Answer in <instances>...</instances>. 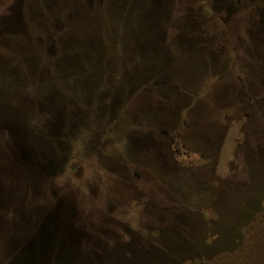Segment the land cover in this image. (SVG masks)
<instances>
[{"label":"rangeland","instance_id":"obj_1","mask_svg":"<svg viewBox=\"0 0 264 264\" xmlns=\"http://www.w3.org/2000/svg\"><path fill=\"white\" fill-rule=\"evenodd\" d=\"M148 1L152 8V0ZM115 2L118 8L115 12L119 13L122 20L134 19V14L141 13L142 7L148 5L145 0H114ZM202 3L203 0H182L181 13L177 15L173 11L170 19L182 18L188 21L194 17L195 12L201 17ZM60 4L65 9L61 10ZM60 4L54 7L50 17L41 18L36 13L33 14V29L28 26L27 31L31 37L28 38V44L20 43L21 45L16 46L18 43L11 42L8 46L5 42L0 43V54L6 58L5 65L19 74L18 87L22 93L28 94L34 100H40L41 95H45L44 83L57 85L61 82L60 75L50 70L55 63H51L53 59L47 58L52 42L47 40V30L39 28L40 22H46L55 29L56 20H61L63 13V21L68 23L67 27L70 29L69 31L67 28L59 35L64 39L61 41L65 43V46L62 44L63 47L67 49L66 42L75 39L77 43L72 48L79 53L78 56L81 55L80 46L84 36L91 33L90 29L99 32H94L93 35L104 37L100 45L107 67L111 66L114 52L115 56L118 55L110 42V38L115 35L114 28L107 27V24L102 25L107 20H112L114 11L102 10L93 4L94 11H82L72 19L74 10L65 1ZM108 4L111 5L112 2L109 1ZM5 10L1 9L0 20L1 13ZM7 12L4 14H11ZM230 19V32L226 35L219 34L223 39L215 41L212 48L209 44L203 46L223 54L219 69L211 64V60H205L204 68L198 72L196 85L186 86L178 82L174 92L172 91L174 102L171 106L177 104L181 108V115L197 113L196 115L205 116L203 126L207 128L214 125L217 132L206 133L201 137L200 132L192 133L188 129L182 135L174 137V146L179 150L166 152L165 169L168 174L165 179L155 181L154 186L152 184L153 192L147 191L146 183L133 180L136 171L141 176L151 171L137 162V152L140 150H135V147L138 146L129 144L130 136H142L144 126L128 124L126 116L130 114V109L133 108L132 114L137 116L141 114V108H134L126 101V90L116 92L123 94L121 99L125 102L121 104H118L120 100L116 98L114 102H110L111 92L109 96L96 95L95 103L86 105L85 119L67 123L71 129L65 124L62 134L71 142V149L53 150L60 161L59 169L55 170L58 163L52 150H38L42 169L55 170L43 185L46 192L43 196L44 202L50 200L48 203L52 204L56 198L66 196L72 199L71 204L75 209L76 215L64 225L63 244L66 245L65 253L68 257L63 258H68L73 264H264V85L261 83L259 90L250 93L252 100H248L247 96L241 99L230 96L229 102L223 104L215 100L214 88L217 85L231 82L237 75L242 74L239 58L235 53L238 43L237 40L233 42V36L235 38L239 35L244 27L239 25L234 16ZM44 26L48 28L45 24ZM119 27L117 33L125 36L126 28ZM204 28L206 29L205 26L200 27L199 30ZM38 36L43 40L38 41ZM118 45L120 54L117 59H121L124 57L123 44ZM166 46L175 49L173 44ZM56 48L60 51L61 45ZM66 49L63 53H58L59 56L65 55ZM74 52L72 49L69 51L70 54ZM259 53L264 56L263 46ZM81 59L84 68L100 66L96 59ZM36 72L43 75L40 81L34 80ZM49 72L51 77L47 76ZM70 81L73 82L74 79L71 78ZM103 82L109 83L107 79ZM101 91L105 92L104 89H97L94 93H103ZM53 93L52 91L48 94ZM82 93V87L77 86L68 95L76 99L77 94ZM136 93L140 94V91L134 92ZM109 105L112 107H108ZM71 106L74 107L72 104ZM111 111L118 119L107 122L102 115L110 114ZM29 116L31 120L27 125L31 128L43 122L44 115L36 107ZM166 130L169 132L166 138L169 144V137L174 136L175 131L168 128ZM21 139L16 140V150H35V144H27ZM130 161H136L138 167H131ZM5 164L6 160L2 159L0 152V179L1 167L4 168ZM22 168L23 165L17 161L13 170L15 179L9 189L1 192L0 182V203L4 199H30L29 170H26L27 179L23 180L19 178ZM5 172L8 174L10 170L6 169ZM121 180L127 181V189H137V192L142 193L139 201L131 202V197L126 195L116 196L117 190H122L125 184ZM35 192L33 189V194ZM248 207L250 208L247 210ZM21 222L23 228L24 224L30 225L32 220L30 221L29 215H25ZM230 226L237 230L242 229L240 235L245 234L243 242L242 239L239 241V235L233 241L232 247L230 241L224 240ZM30 236L31 232L27 229L24 238L29 239ZM24 238L22 235L13 238L14 243H18V248ZM74 240L77 241L75 244ZM44 241L49 245L46 239ZM40 245L41 243L36 244L35 251L32 246L28 249L23 264L46 263L47 250L39 247ZM229 248L232 250L229 251ZM56 254L57 252L52 255V264H58L54 262Z\"/></svg>","mask_w":264,"mask_h":264},{"label":"flooded vegetation","instance_id":"obj_2","mask_svg":"<svg viewBox=\"0 0 264 264\" xmlns=\"http://www.w3.org/2000/svg\"><path fill=\"white\" fill-rule=\"evenodd\" d=\"M63 1L73 10L75 7L80 6L83 9L89 10V7L84 2L75 6L76 0ZM109 1L112 2L110 5L111 10L113 8L114 12L115 10L118 11V8L115 6L116 2L114 3V0ZM145 3L148 4L149 1L145 0ZM203 3L206 8H203ZM203 3L201 8L202 18L196 15L195 12L194 17L188 19V21L182 18L179 20L170 19L173 11L177 15L181 13L182 8H180V5L182 4V0H160L159 3L153 2L152 8L149 4L143 6L145 8L142 7L141 13L134 14V19L122 20L119 13L115 12L112 21L115 35L110 38V42L118 55L115 56L116 52H114L115 57L113 56L111 60V66L107 67L105 65L103 56L98 57L100 62L99 67L72 69L66 66H59L55 72H57L56 75H60L61 82L57 83V85L56 83H46L50 87L52 85L54 87L53 90L59 91L63 96H68L67 109L64 115L67 121H81L85 119L86 105H90L91 103L89 100L82 98V95L77 94L76 99L68 95L77 86H90L93 90L104 89L105 92L101 91L103 93L95 95L105 96L106 94L109 96L111 92L110 97L112 99H110V102H114V98H116L120 100L118 104L125 101L121 99L123 94H116V92H119L118 90L128 91V99L126 101L131 103L134 108H141V114L134 116L132 114L133 108H131V112L126 116V120H128L129 125L144 126L141 141L142 146L137 143L138 147H135V150H140V152H137V162L144 165L146 170L151 171V173L142 172L144 173L142 176L136 171L133 174L135 177L133 180L135 182L141 181L146 183L145 186H147V191L149 192H153L151 186L152 184L154 186L155 181H160V178L165 179V176L168 174L165 169L166 152L171 153L170 150H179V148L174 146L176 145L174 137L182 135V132L188 131V129L192 133L196 132L198 134L200 132L201 137H204L206 133L216 131L213 128L214 125L207 126V128L203 126V120H206L205 116L196 115L197 113L190 116L181 115V108L177 104L176 106H171L174 102L172 95L178 82L186 86L191 84L196 85L198 72L204 68L205 60V62L211 60V64L216 65V68L221 66L220 59L223 54H220V52L218 54L217 51L203 46L209 44L211 47L215 41L223 39V36L219 34H228L230 22L232 21L230 18L232 16L238 19L237 21L240 26L244 27L239 35L235 36V38L233 36V42L237 40L238 43L235 53L239 58L242 74L237 75L234 79L235 81H227L217 85L214 88L215 100L223 104L224 102H229L228 98L230 96L241 99L246 98V95L248 100H252L253 96L250 93L252 91L254 93V90H259L261 85H264V82H262L264 81V56L259 53L262 46L264 47V0H203ZM18 4L17 0H1L0 12L1 9H6L3 11L4 13L16 10L19 7ZM174 4L179 5L175 6ZM21 7L27 25L33 29L31 22L33 14L36 13L41 18L48 17L52 14L51 11L55 6H46L43 0H25L24 6ZM62 8H64V5H61V10ZM4 13H1V17L5 18L6 15ZM61 17L63 20V13ZM41 23L39 24V28H45L44 24L48 27V33L46 32L47 40L49 39L48 41L54 44L53 38L56 37L53 35L58 33L57 27L54 29V26L49 27L46 22L44 24ZM135 25L141 27L140 35L134 33ZM119 26L126 28L127 33L125 36L117 33L120 29ZM204 26L206 29L199 30L200 27ZM62 29V27L59 28V30ZM68 30L70 31V29ZM175 32L176 34H172ZM28 38L31 37L24 34L18 36L0 34V43L15 42L18 43L16 46H19L20 43H23V45L28 44ZM101 39H103L102 36H98L97 38L91 35L84 36L82 45L80 46L82 56L79 57L87 58L85 57L86 54L91 53L92 49H97L93 41H99L101 44ZM37 40L42 41L43 38L38 36ZM225 40H228V38ZM118 43L123 44L124 57L121 59H117L120 54ZM166 44H173V48L175 49L172 50L170 48V50V46H166ZM67 50L65 55L63 54L65 60L71 58L68 46ZM48 54V60L52 59L54 55L51 52L49 53V51ZM228 57L229 54H227L226 58ZM101 63L105 66H102ZM216 72L217 70L214 71V73ZM35 74L37 78L35 77L34 80L40 81L39 79L43 75L40 72H36ZM76 75H79V77H76ZM47 76L51 77L50 72ZM71 78L74 79L73 82L70 81ZM105 79L109 83L103 82ZM36 85L39 86V84ZM136 91H140V94H134ZM32 101L34 105H38L39 100L32 99ZM95 101L96 99L92 102L95 103ZM165 106H168V108H165ZM170 106L171 108H169ZM108 107H112V105ZM76 112L80 114H73ZM112 113L111 111L110 114H104L102 118H105L107 122L117 120L118 116ZM54 117L64 120L60 115L50 116V118ZM27 119L31 120L29 115ZM181 123H183L184 127ZM129 127L131 128V126ZM166 128L170 129V131H175V135L169 137L171 138V143L169 144H167L166 140L167 136H169ZM134 143L135 140L130 136L129 144L135 145ZM131 151H133V148ZM137 162L130 161V166L138 167ZM121 181L125 184L122 186V190H117L116 196L124 197L126 195L131 197V202L139 201L142 193L137 192V189H127V181Z\"/></svg>","mask_w":264,"mask_h":264},{"label":"water","instance_id":"obj_3","mask_svg":"<svg viewBox=\"0 0 264 264\" xmlns=\"http://www.w3.org/2000/svg\"><path fill=\"white\" fill-rule=\"evenodd\" d=\"M17 1L19 2V7H17L16 10L11 11V14L6 15L5 18L1 17L0 34H10L13 36H18L21 34L28 35V25L25 21L24 12L21 7L24 6L25 0ZM84 1L87 2L86 4L89 7V10L83 9L81 8V6L75 7L72 19L79 16L82 11L90 12V10H94L93 4H95V0ZM159 1L160 0H152V2L156 3H159ZM43 2L46 6L54 5L56 7L61 2H63V0H43ZM82 2V0H76L74 5L77 6ZM56 22L57 28H61L63 23L60 20H56ZM89 34L90 33H88L87 35ZM98 36L99 35H94L95 38H97ZM96 42L97 41H95V47H97L98 51L97 49H92L91 53L86 54L85 57L94 58L99 61L98 57L102 56V49L99 41L97 43ZM5 43L10 45L11 42ZM76 43L77 40L72 39V42L67 41L66 45L68 46V49H73L72 45ZM61 51L62 50L58 51L55 44H52L50 52L54 56L60 53ZM78 54V52L71 53V58L67 60L64 59V56H58L56 60L57 64H52V68H50V70L56 71L57 66H66L72 69L82 68V59L79 57L81 55L78 56ZM4 59H6L4 55L2 57L0 54V128H11L12 131L10 132L13 137V146L10 145L8 138L5 136V133L1 131L2 136L0 152L2 159L6 160L5 167H1V192L9 189L12 186V183L15 179L13 170L16 167V162L19 161L20 164L23 165L19 178L21 177V179L23 180L27 179L26 170L27 168L29 170V180L31 181V196L30 199L27 201H19L18 199H4V201L1 200V264H23L25 254L28 252V249L32 246L35 251V249H37V243H41L39 247L47 250V261L45 264L53 263L52 255L56 252L57 254L56 258H54V262L58 264H73V262L70 261L68 258H63L68 257L65 253L66 245L63 244V233L65 232L64 225L66 224V222H68L70 218L76 215L75 209L72 207L71 204L72 199L66 198V196H61L60 198H56L55 203L49 204L48 202H50V200H46V202H44L43 198V196L46 195L45 190H43V185L47 183L48 177L51 176L53 172L55 173L56 169L60 168V161H58L57 154H55V151L53 150H56L55 147L57 148V150L71 149V142L67 138L65 139L62 134V130L65 128L67 123H70V121H67L64 118L67 109V97H64L59 91L53 90L54 87L52 85L51 87L50 85H46V83H48L46 82L43 84V86H45L43 88V93L46 96L41 95V99L39 100L38 105L35 106L34 102L32 101V98L28 94L22 93L20 87H18L20 83L18 76L19 74L15 70H11L9 67H7L5 65L6 61ZM51 63L53 62L51 61ZM52 91L54 92L53 94H48ZM82 91V98H85L86 100H89V102L93 103L92 101L96 99L95 94L97 93H94V91L96 90H93V88L90 86H83ZM35 107H37L39 111L43 113L44 119L43 122L32 126L31 128L27 125V123L29 122L27 116ZM54 115H60L64 120H60L59 117L50 118V116ZM67 126L69 127V125ZM133 135H135V132H133ZM131 137H133V139L135 140L134 144L136 146H138L137 143L142 146L141 141L143 133L141 137L138 134ZM19 138H22L21 140H25L27 144H35V150H16V140H19ZM38 150H52L53 157L58 163V165L56 164L57 167L55 166V170H43L44 174H40L38 166H41V164L39 161L40 152ZM27 157L32 163H24L23 159H27ZM6 169H9L10 173L7 174L5 172ZM33 189L36 191L34 194ZM28 206L31 208H29ZM25 215H29L30 221L32 220V222L28 226L27 224H24L22 228L21 219ZM27 229L31 232V236L29 237V239L24 238ZM16 235H22L24 238L19 243V248L18 243L15 244L13 241V238L16 237ZM45 239L50 246L46 245L44 241ZM72 239H74V237H72ZM76 242L77 241L74 240V244ZM43 244H45L46 247Z\"/></svg>","mask_w":264,"mask_h":264},{"label":"trees","instance_id":"obj_4","mask_svg":"<svg viewBox=\"0 0 264 264\" xmlns=\"http://www.w3.org/2000/svg\"><path fill=\"white\" fill-rule=\"evenodd\" d=\"M108 2H109V0H102V1H100V0H95V6H97V7H99V9H102V10H111V8H110V5L108 4ZM101 4H103V5H101ZM95 9H97L96 7H95ZM94 11V10H93ZM112 11H113V8H112ZM62 23H63V25H62V30H59V28H57V31H58V33L57 34H55V35H53L54 37H56V38H53L54 39V44H55V46L57 47V46H59V44L61 45V50H62V53L65 51V47H63L62 46V44H64V46H65V43L63 42V43H61V41H64V39H61L60 37H59V35L60 34H62V33H64L66 30H67V28L69 29V27H67V23H64V21L62 20V17H61V20H60ZM112 21H113V18H112V20H107L106 22H104L102 25H105V24H107V27H111L112 26ZM99 26H101V25H99ZM44 28V27H43ZM44 29H48V28H44ZM45 30V31H46ZM134 33L135 34H138V35H140L141 34V27L139 28V25H135V27H134ZM89 31L91 32L89 35H91L92 37H94V35L92 34V33H94V32H97L96 30H94V31H91L90 29H89ZM47 32V31H46ZM48 33V32H47ZM97 33H99V32H97ZM103 37V36H102ZM104 38V37H103ZM93 44H95V41H93ZM11 45V44H10ZM10 45H8V46H10ZM62 47H63V49H62ZM58 49V48H57ZM67 50V49H66ZM73 50V52H74V49H72ZM76 51H78L77 50V48L75 49ZM67 52H68V50H67ZM58 56H59V54H57V55H55V56H53L52 57V59H53V63L55 62V64H57L56 63V60H57V58H58ZM97 60V59H96ZM57 67H59V66H57ZM49 68V67H48ZM247 96V95H246ZM1 131L2 132H4L5 133V136L8 138V140H9V143H10V145H12L13 146V137H12V134H11V132L10 131H12L11 130V128H6V127H3V129H1L0 128V146H1ZM49 138V137H48ZM51 139V138H50ZM52 140V139H51ZM55 149L57 150V148L55 147ZM26 158V157H25ZM23 159V161H24V163L25 164H29V162L30 163H32L31 161H30V159H28V157H27V159ZM38 170H39V172H40V174L42 175V174H44L43 173V169H42V166H38ZM251 207V206H250ZM250 207H248L247 208V210L250 208ZM256 208V205H255V207H254V209ZM254 209H253V211H254ZM252 211V210H251ZM250 214V213H249ZM230 228L231 229H229L228 230V234H226V235H224V237H225V239L224 240H228V241H230L231 242V247H232V245H233V241H235V239H237L236 237H238L239 235H240V233H241V231H242V229H238L237 230V228L236 227H232V226H230ZM236 235V236H235ZM244 237H245V234H242V235H240L239 236V241H240V239H242V242H243V240H244ZM235 246V245H234ZM232 250V248H229V251H231ZM210 251H212V250H210Z\"/></svg>","mask_w":264,"mask_h":264}]
</instances>
